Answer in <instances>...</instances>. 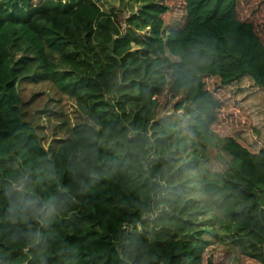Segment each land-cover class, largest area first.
Listing matches in <instances>:
<instances>
[{"label":"trees","instance_id":"16d2710c","mask_svg":"<svg viewBox=\"0 0 264 264\" xmlns=\"http://www.w3.org/2000/svg\"><path fill=\"white\" fill-rule=\"evenodd\" d=\"M243 76L264 91V0H0V264H264ZM20 86L78 121L44 147Z\"/></svg>","mask_w":264,"mask_h":264},{"label":"rangeland","instance_id":"374dc122","mask_svg":"<svg viewBox=\"0 0 264 264\" xmlns=\"http://www.w3.org/2000/svg\"><path fill=\"white\" fill-rule=\"evenodd\" d=\"M96 4L106 12H120L124 16H128L132 12L136 11L144 2L150 0H94ZM162 1V0H153ZM241 92L237 96L239 105L242 107L243 111L248 114L251 121L255 127L256 132H247L243 134L244 140L251 145L254 149L264 150V91L257 87L252 79L248 76H243L240 79ZM20 90L24 93V101L26 104L24 106L28 113L36 117V129L42 140L44 147H48V144L54 137H62V130L57 126L61 125L63 121L67 124H74L78 121V113L73 108L72 101H65L64 109L62 110L63 120L57 115L51 113H45L47 111H41L38 113V107L41 103H37V99H34L30 106L27 104V100L31 97L34 92H45L46 88L20 86ZM44 96L42 95V99ZM43 104V102H42ZM36 105V108L33 106ZM176 128H171L168 133H172L171 137L167 139L169 143H176L174 141ZM216 142H212L210 145H206L205 150H197L196 159L199 163V169L203 174H208L211 177L214 173L222 172L226 167L228 157L220 151ZM8 163L0 162V165H7ZM177 166V164H176ZM181 173L178 175L180 176ZM200 215V214H199ZM201 218V216H200ZM264 248V247H263ZM229 264H240L239 254L236 250L229 252Z\"/></svg>","mask_w":264,"mask_h":264},{"label":"crops","instance_id":"0c3cea01","mask_svg":"<svg viewBox=\"0 0 264 264\" xmlns=\"http://www.w3.org/2000/svg\"><path fill=\"white\" fill-rule=\"evenodd\" d=\"M239 103V102H238ZM241 107V106H240ZM242 108V107H241ZM243 110V109H242ZM245 113V112H244ZM246 115H248L247 113H245ZM250 118V117H249ZM251 119V118H250ZM253 124V123H252ZM254 126V125H253Z\"/></svg>","mask_w":264,"mask_h":264}]
</instances>
